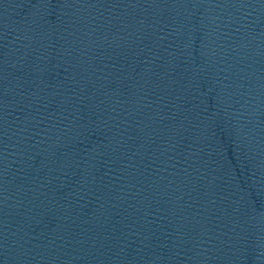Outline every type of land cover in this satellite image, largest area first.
Instances as JSON below:
<instances>
[{
    "label": "water",
    "instance_id": "1",
    "mask_svg": "<svg viewBox=\"0 0 264 264\" xmlns=\"http://www.w3.org/2000/svg\"><path fill=\"white\" fill-rule=\"evenodd\" d=\"M0 264H264V0H0Z\"/></svg>",
    "mask_w": 264,
    "mask_h": 264
}]
</instances>
